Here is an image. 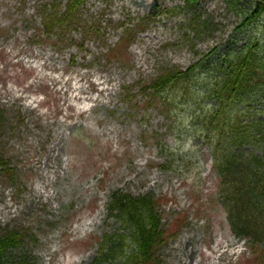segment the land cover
<instances>
[{"label": "rangeland", "instance_id": "1", "mask_svg": "<svg viewBox=\"0 0 264 264\" xmlns=\"http://www.w3.org/2000/svg\"><path fill=\"white\" fill-rule=\"evenodd\" d=\"M60 2L0 0V233L23 237L10 263L106 264L94 258L119 226L106 207L119 188L156 199L149 264H259L211 198L218 174L193 113L208 100L179 97L180 81L148 105L142 88L165 67L202 74L244 44L264 51V17L242 24L252 0H84L55 44L41 20Z\"/></svg>", "mask_w": 264, "mask_h": 264}, {"label": "trees", "instance_id": "2", "mask_svg": "<svg viewBox=\"0 0 264 264\" xmlns=\"http://www.w3.org/2000/svg\"><path fill=\"white\" fill-rule=\"evenodd\" d=\"M83 1L61 0L60 6H46L41 27L48 39L56 34L55 44L64 41V34L79 25L77 13ZM228 3L233 5L232 0ZM247 11L244 25L264 17V0H252ZM261 47L258 40L226 51L220 54V67L210 68L207 73L198 72L199 62L184 69L165 67L142 88L148 93V105L168 98L180 81L186 84L179 97L196 94L203 101L208 100L206 107L193 109V113L218 174L211 198L225 211L230 231L247 241L253 262L264 264V115L258 108L247 110L258 95L264 100ZM3 161L0 157V164ZM156 205L152 191L134 194L113 189L106 207L108 217L119 222V226L103 235L94 261L149 264L163 231ZM22 242L19 230H3L0 264H11L8 252ZM21 264L30 263L24 260Z\"/></svg>", "mask_w": 264, "mask_h": 264}]
</instances>
